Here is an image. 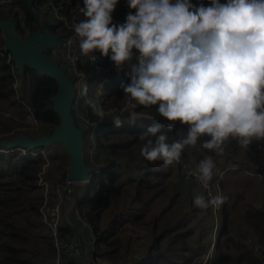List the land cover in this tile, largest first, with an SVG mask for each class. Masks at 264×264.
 Listing matches in <instances>:
<instances>
[{
  "label": "trees",
  "instance_id": "16d2710c",
  "mask_svg": "<svg viewBox=\"0 0 264 264\" xmlns=\"http://www.w3.org/2000/svg\"><path fill=\"white\" fill-rule=\"evenodd\" d=\"M44 1L46 0H40L38 3ZM18 2L24 8L21 16L1 8L0 16L16 19L19 34L25 36L31 31L38 30V24L31 14L26 12L24 0ZM191 2L197 5L201 3L205 6L210 5V0H191ZM220 2L225 3L226 0ZM78 4L81 9L83 0H79ZM122 4L118 0L112 13L113 23L120 24L125 21L126 8ZM130 11L135 13L134 9ZM83 19L85 17L80 13L78 23ZM57 28L58 24L54 23L55 32ZM76 61L77 70L82 73L83 78L78 90L75 85L77 78H74L76 94L71 106L72 114L75 124L84 129L83 146L91 142L89 145H94L95 152L93 163L86 164L92 170L78 208L94 229L96 236L94 254L114 263L131 259L128 239L120 241L119 237L124 222L130 215H135L136 222H140L144 217L143 210L149 207L153 199L161 195L164 187H169L181 189L179 192L184 193L180 206H175V203L170 201L169 206L172 209L176 208V212L172 210V216L163 218L160 215L148 222H140L150 229L153 239L143 253L142 259L136 264H201L204 257L206 258L204 264H260L245 240L248 235L253 234L252 237L264 244V148L257 147L258 144L264 145V141H254L248 148H244L236 139L229 138L225 142L224 152L217 154L202 147V141L208 139L202 137L195 147L184 149L179 162L168 166L162 161L149 162L141 154L144 141L140 139V134L148 126L160 123L161 131L169 136V142L184 135L187 126L176 122L173 129H168L165 118L156 113L157 106L145 108L138 105L135 110L141 118L131 126L125 122L123 127H114L111 115H106L101 121L86 100H98L106 112L115 108L116 114H120L126 121L128 113L121 110L129 97L124 94L120 84L129 82L127 75L129 69L125 67L118 71L108 57L101 55L97 57L96 63H91L87 57L80 56L79 41L76 43ZM12 62L15 63L14 60ZM17 74L29 83V98L26 104L39 122L40 134H49L53 127L59 124V117L52 110L50 102L51 96L57 92V82L48 75L30 68H25L21 75L19 72ZM13 83L11 68L6 59L0 56V102L6 103L9 100V104L18 106V114L24 115L25 107L14 99ZM85 84L88 92L86 96H81ZM147 116H152L154 119H145L144 117ZM1 118L12 121L10 118ZM0 125L6 129L15 128L12 127L11 122L7 125L2 121ZM17 133L4 138H12L17 136ZM25 135L32 138L39 136ZM59 145L64 154L52 152L47 154L52 162L48 171L50 169V173L54 175L57 172H60V175L65 173L69 159L66 150L61 144ZM207 156L213 158L223 174L232 175L231 178H222L213 170V178L209 183L212 186L215 184L219 188V193L225 190L229 192L227 189L233 187V194L242 198L245 188L254 191L249 186L250 181L251 186L257 187V191H254L257 195L255 197L257 204L246 205L239 213L237 224H234L236 220L234 216L240 204L228 205L225 200L219 206L220 213L215 219L216 210L213 205L210 204L202 209L193 203L194 196L202 186L198 185L196 188L193 184H181L179 168L182 162L193 161L197 165ZM44 161L42 154L24 155L17 150L0 152V264H53L54 249L46 233L43 247L36 245L33 251L31 248H26L31 242L28 234L31 227H43L38 212L40 194L36 178ZM255 174L258 179L253 178ZM246 175L249 177L247 178ZM241 181H244L243 188L239 186L241 184L238 185ZM203 192L205 200L209 201L210 197L205 188ZM124 195L145 207L137 214L120 212L106 220L103 213ZM172 198L173 200L176 198V192ZM213 229L216 232L215 237H212ZM210 246L212 253L208 255ZM35 260L38 262L36 263ZM71 263L70 260H64V264Z\"/></svg>",
  "mask_w": 264,
  "mask_h": 264
},
{
  "label": "clouds",
  "instance_id": "9594fccd",
  "mask_svg": "<svg viewBox=\"0 0 264 264\" xmlns=\"http://www.w3.org/2000/svg\"><path fill=\"white\" fill-rule=\"evenodd\" d=\"M117 4L83 0L85 19L73 25L81 57L94 60L98 51L118 71L129 69V82L120 84L129 97L121 110L128 113L126 121L115 108L106 112L98 100H86L101 121L111 115L116 128L134 125L141 118L135 110L139 105L157 106L170 130L176 122L186 125L187 132L171 142L160 123L140 134L142 156L165 166L179 162L184 149L202 137H208L202 147L217 154L229 138L244 148L264 141V0H210L209 6L191 0H127L135 13L120 24L113 23ZM87 92L85 84L80 94ZM215 167L213 158L205 157L196 165L197 179L207 186ZM225 200L222 194L209 201L197 194L193 203L203 209Z\"/></svg>",
  "mask_w": 264,
  "mask_h": 264
},
{
  "label": "built area",
  "instance_id": "2783aa9c",
  "mask_svg": "<svg viewBox=\"0 0 264 264\" xmlns=\"http://www.w3.org/2000/svg\"><path fill=\"white\" fill-rule=\"evenodd\" d=\"M39 1L40 0H33L32 7H35L38 10H47L53 19V24H58L57 32L53 29V32L56 35V42L47 54L55 61L56 59L59 60L60 63L56 62L71 77L77 78V83L75 85L78 90L83 75L77 70L76 43L78 42V39L75 36L73 25L78 23V18L81 13L79 4L77 3V0H46L40 4L38 3ZM70 7L72 8L71 10ZM0 8L12 14H19L21 16V13L19 12L23 7L18 0H0ZM130 10L131 9L126 8V14H128ZM69 38L72 39L71 45L67 43ZM93 55L95 59L88 60L91 63H96L97 57L100 53L98 51H94ZM0 56L4 57L6 62L9 64L15 81L18 70L16 68V64L12 62L13 58L11 53L4 45L1 31ZM61 60L63 62H61ZM106 80L107 78L104 79V81ZM24 105L26 107V111L29 112L26 118L27 122L38 126L39 122L34 117L30 107L27 104ZM29 128L35 129L37 127L30 126ZM14 150L20 151L24 155H36L42 153L40 148L36 150L22 148L19 146L11 148L0 146V152L6 153ZM47 162L48 161H46V163L42 166L41 172L38 174V186L41 188L42 192L41 204L38 206V212L40 214V220L46 229L47 235L54 249L52 263L64 264V260H81L83 264H112L110 261L102 258V256L94 254V245L96 241L94 229L89 220L78 208L79 200L83 196L85 188L82 190L83 192L80 196L78 194H72V184L77 181L67 180L66 175L58 176L56 184L51 185L45 175L48 170ZM180 175H182L184 180L200 182L197 179L198 172L196 171L193 161H186L182 164ZM88 181L89 178L81 182H85L87 184ZM209 185H204V188L211 200L215 196L211 186ZM218 194L219 191H217V195ZM66 204L69 205V216H66L64 213ZM213 208L214 210L219 209V207L215 205H213ZM245 241L250 245L253 255L259 259L261 264H264V247L252 238L251 240L247 238ZM140 259L141 252L137 250L135 253V260L131 264L139 262Z\"/></svg>",
  "mask_w": 264,
  "mask_h": 264
},
{
  "label": "rangeland",
  "instance_id": "374dc122",
  "mask_svg": "<svg viewBox=\"0 0 264 264\" xmlns=\"http://www.w3.org/2000/svg\"><path fill=\"white\" fill-rule=\"evenodd\" d=\"M79 0H77L78 3ZM123 4L124 7L128 8L127 6V0H120ZM24 8H21L20 12L21 15L24 13L23 10ZM36 10H38L37 8H35ZM130 12V11H129ZM128 12V13H129ZM39 15L46 21L48 22V24L52 25L53 24V19L51 18L50 14L48 13L47 10H38ZM133 13V12H132ZM134 14V13H133ZM39 29V27H38ZM56 61L58 63H60L59 60L56 59ZM61 62H63L61 60ZM13 87H14V99L16 101H18L19 103H21L23 105V107H25L24 104H26V102L28 101L29 98V83L27 80H22L21 77L18 76L17 74V78L13 83ZM12 98V97H10ZM17 105L16 104H9V100L6 101V103L4 102H0V122H5L7 125L11 123H13L12 127L10 129H6L3 127V125H0V139H5L4 136H9L10 134H15V132H18V134L20 133H25L31 136H35V135H39L41 133L40 131V125H34L31 123H28L26 118L27 115L29 114V112H25L24 115L22 113L18 114L17 111ZM26 110V107H25ZM119 112H121L120 110H118ZM79 113V112H77ZM3 118H10L12 119V121H5L6 119H2ZM37 127L35 129H31L29 127ZM23 133V134H24ZM88 142V145L86 144V146H82V159L84 161L85 164H92L94 157H95V152H94V145L90 146ZM34 149H38V148H34ZM40 149L42 150V156L44 157V163L42 164V166L46 163V161H48V167L50 166V163L52 164V162L48 159V152H52V153H56V154H64V151L62 149V147L57 144L54 143L52 145H49L47 147H40ZM66 157V155H64ZM67 158V157H66ZM186 162L183 161L182 164ZM182 164L180 165L179 168V179L181 180V184L182 185H188V184H193L194 187H198V185L202 186V189L199 190V192L197 194L202 195L203 190H204V185L201 182H195L193 180H184L182 175H180V170L182 168ZM195 164V163H194ZM216 167L214 169V172L217 174H220L222 178H231V174H223L220 170L219 165L215 164ZM41 166V168H42ZM67 167V166H66ZM196 167V165H195ZM39 172H41V169L38 171L37 173V178H36V184L38 186V174ZM60 172L57 174H51L50 173V169L49 171L47 170L45 175L47 177V179L49 180L51 185L56 184V181L58 180V176H60ZM63 176L66 175V169H65V173L62 174ZM247 178L249 177V175H246ZM254 179H258L259 177L255 174L253 175ZM244 181H241L239 184V186H241V188H243ZM85 182H75L74 184H72V194H78L79 196L81 195V193L83 192L82 190L85 188ZM210 184V185H209ZM209 186H211L212 191L214 196L217 195V191H219V188L211 183H208ZM237 185V186H238ZM252 182L250 181V188H252L254 191H257V187L256 186H251ZM232 189H234L233 187H230L229 189H227V191L229 192H223L221 191L219 194H224V196L226 197V203L228 205H231L232 203H237L240 204L239 208H238V212L237 214L234 216V218H236L234 224H237V219L239 218V213L241 210H243L245 208L246 205H250V203H256L255 197H257V195H255L256 192L252 191V190H246V188L243 190L242 193V198H239L237 196H235L232 192ZM181 189H175V188H169V187H164L163 192L161 193L160 196H158L156 199H153L151 201V203L149 204V207L144 209V217L140 222H148L149 220H151L153 217H158L160 215L163 216V218H165L166 216H172V210L174 212H176V208L172 209L171 206H169L170 201H172L173 203H175V206H180V201L181 198L183 197L182 193H180ZM38 192L40 194V199L38 200L39 204L38 206L41 204V198H42V192H41V188L38 186ZM176 192V198L173 200L172 195ZM184 194V193H183ZM218 194V195H219ZM145 207L144 205L136 202V201H132L131 198L129 196H122L119 200H117L109 209H107L103 215L105 216L104 218H106V220H108L113 214L116 213H120V212H125V213H130V212H135V214H137L138 212H140L142 210V208ZM220 209L216 210V214L214 213V217L215 219L217 218V216L220 213ZM69 211V205L66 204L65 208H64V213L66 216H69L68 214ZM222 212V210H221ZM221 216V214H220ZM220 221V220H219ZM140 222H136L135 220V215H130L127 220L124 222L123 224V231L122 233L119 234L120 237V241H126L128 239L129 243H130V253H131V259H129L128 261H123L122 263L117 262L114 263L110 260L112 264H131L134 260H135V253L137 250H139L141 252V259L143 257V253H145V250L147 248V246H149L151 244V240L153 239V234L150 231L149 228H147L146 226L141 225ZM44 227V226H43ZM31 227V229L28 231V234L31 237V242L26 246V248H31L32 251L35 250L36 245L38 246H44V242H45V238H44V234L46 232L45 227ZM251 234V233H250ZM216 232H212V237H215ZM253 234L248 235L247 238L251 240V238H253L254 240H256V242H258L259 244H261L264 247V244L260 243L256 238L252 237ZM33 242V243H32ZM212 253V246H210L209 250H208V255ZM27 255V254H26ZM255 259H257L259 261V259L253 255ZM103 258V257H102ZM105 259V258H104ZM140 259V260H141ZM205 257L202 259V261L200 262L201 264H204L205 262ZM107 260V259H106ZM36 261V260H35ZM38 261H36L37 263ZM260 263V261H259ZM136 264V263H134ZM261 264V263H260Z\"/></svg>",
  "mask_w": 264,
  "mask_h": 264
},
{
  "label": "water",
  "instance_id": "95a60500",
  "mask_svg": "<svg viewBox=\"0 0 264 264\" xmlns=\"http://www.w3.org/2000/svg\"><path fill=\"white\" fill-rule=\"evenodd\" d=\"M32 2L33 0H24V7L38 24V30L21 36L16 19L0 16V31L4 45L11 53L20 75L24 73L25 68H30L48 75L57 82V92L51 96L50 102L52 110L59 117V124L53 127L49 134L42 133L35 138L20 133L9 139H0V146L34 149L59 143L69 157L66 179L87 180L92 168L82 159L84 129L75 124L71 109L76 94L74 78L47 54L56 42V35L53 32V26L48 24L32 7Z\"/></svg>",
  "mask_w": 264,
  "mask_h": 264
},
{
  "label": "crops",
  "instance_id": "0c3cea01",
  "mask_svg": "<svg viewBox=\"0 0 264 264\" xmlns=\"http://www.w3.org/2000/svg\"><path fill=\"white\" fill-rule=\"evenodd\" d=\"M71 264H83L81 260H77V261H72Z\"/></svg>",
  "mask_w": 264,
  "mask_h": 264
},
{
  "label": "bare ground",
  "instance_id": "6f19581e",
  "mask_svg": "<svg viewBox=\"0 0 264 264\" xmlns=\"http://www.w3.org/2000/svg\"><path fill=\"white\" fill-rule=\"evenodd\" d=\"M77 182H81V181H77Z\"/></svg>",
  "mask_w": 264,
  "mask_h": 264
}]
</instances>
